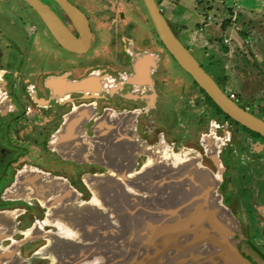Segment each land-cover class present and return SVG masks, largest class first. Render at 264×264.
I'll use <instances>...</instances> for the list:
<instances>
[{
	"label": "flooded vegetation",
	"instance_id": "obj_1",
	"mask_svg": "<svg viewBox=\"0 0 264 264\" xmlns=\"http://www.w3.org/2000/svg\"><path fill=\"white\" fill-rule=\"evenodd\" d=\"M67 1L87 19L91 36L84 53L64 49L45 28L59 48L52 49L46 43L50 49L43 45L41 49L39 44L43 42V34L40 31L35 42H30V48L22 46L23 50H17L19 57L16 60L12 52V47L17 44L16 37L8 35L0 25V212L14 213L13 217L10 216L11 225H14L10 240L1 241H4V247H10V251L28 259L42 247H54L55 243L43 238L50 233H68L78 246V242L83 240L78 228H84L86 240L101 248L102 231L106 226L109 225L111 231L128 232L126 224L129 220L120 212V215L115 210L110 212L103 222L102 201H98L96 211L91 212L95 214V221L90 218V223L86 224L85 216L80 219L81 222L61 220L60 217L66 216L55 211L52 202L41 203L36 198L5 195V191L13 185L17 173L28 166L37 172L67 180L78 194L75 206L91 205L95 197L89 183L83 180V175L100 173L103 168L92 164L58 162L60 160L56 158L48 140L60 132L69 138H98L110 133L113 137H125L134 132L148 144L163 139L176 150L178 142H185L183 145L199 152L204 164L220 175L217 192L238 223L233 240L245 261L243 264H264V137L226 115L188 73L190 79L174 68L170 62V58H174L166 51L156 33L151 34L135 0H122L123 3H119L117 8L112 6V2L118 0ZM155 2L157 4L158 0ZM43 3L78 37L70 17L55 0ZM24 17L35 21L34 17L26 14ZM169 24L174 33L172 24ZM175 36L181 41L179 36ZM245 59L244 56H237L234 62L237 69L233 68L234 72L230 68H220L219 63L214 64L212 59L211 63L196 60L229 97L232 92L230 89L227 93L224 91L221 80L236 72L243 82L254 85L248 86V89L242 88L240 91L244 95L249 91L264 89V82L254 78L255 73L250 79L249 74L242 70ZM175 64L178 65L176 61ZM56 79H61L65 84L59 96L51 87ZM91 79L97 80L93 90L83 85ZM100 81L104 82L102 87ZM194 91L200 95L198 102H194ZM184 92L186 97L183 99ZM232 94L233 99L229 97L232 101L259 117L257 112L247 109L245 98ZM200 103L214 117L209 124L199 116L194 117V106ZM257 110L264 114L262 109ZM125 117H133L131 128L125 125L129 121L124 122ZM215 119L229 121L238 127L245 144L230 143L229 138L227 146L223 144L219 147L221 142L215 136L218 127ZM261 119L264 120L263 117ZM68 123H71V129ZM21 139L29 141L18 144L17 141ZM246 144L249 147H245ZM138 160L140 165L142 158ZM93 229L94 232H87ZM29 231L33 233L32 240L29 243L20 242L22 233ZM93 235L96 239L92 238ZM67 261L68 264L107 263L98 259ZM130 261L134 262L116 259L111 264H130ZM58 262L51 257H34L25 264Z\"/></svg>",
	"mask_w": 264,
	"mask_h": 264
},
{
	"label": "water",
	"instance_id": "obj_2",
	"mask_svg": "<svg viewBox=\"0 0 264 264\" xmlns=\"http://www.w3.org/2000/svg\"><path fill=\"white\" fill-rule=\"evenodd\" d=\"M21 1L38 15L45 28L61 47L76 53H84L88 49L91 35L87 19L67 0L55 1L70 17L78 37L74 36L42 1ZM140 1L158 39L177 64L193 78L226 115L264 137V120L238 106L219 89L195 57L174 35L155 0ZM123 120L124 122L129 120L125 125L131 128L133 117L130 119L125 117ZM68 124V128L71 129V123ZM133 133L125 137H113L110 133L98 138H69L60 132L51 138L50 147H54L59 152L78 150V153H81L83 150L87 158L78 155V163L103 168L100 173L83 175V180L89 183L95 197L91 205L75 206L78 194L64 178L29 168L28 176H23V168L16 175L13 185L5 191V195H19L24 199L36 198L41 203L52 202L56 208L55 211H60L66 216L60 217L64 221L74 219L81 222L80 219H83V216L78 214L87 209L91 212L96 211L95 204L102 201L103 222L108 219V214L115 210L118 215L122 213L128 218L129 223L126 224V228H129L128 232L111 231L109 225L106 226L103 223L106 227L102 231L103 245L101 248L100 246L96 248L91 240H86L84 228H78L83 238L78 242V246L72 242L68 233L60 235L50 233L43 238L48 239L49 243H55L54 247L51 245H48L50 249L48 246L42 247L28 259L21 258L18 253L10 251V247L0 245V264H25L34 257H51L58 260V264H68V259L106 260V264H111V261L116 259L133 260L134 262L130 261V264L245 263L233 240L238 230V223L230 210L222 203L217 192L216 176L200 165L199 154L194 158L190 155L193 149L181 150L178 154L173 150H165L163 139H159L157 145L150 146L141 143L139 141L141 138ZM99 141H101L98 147L100 154L94 160L93 150ZM64 143L70 144L64 149L58 147ZM114 145L120 146L119 167L107 166L109 156L103 150L106 146L114 147ZM145 146L153 151L142 152L140 149ZM64 155L68 156L69 152ZM125 155L128 157L124 158ZM140 156H144L145 161L140 169L136 170ZM50 177L63 182V186L56 192L50 191L46 185H37L38 181ZM108 178L113 180L110 183L111 193L109 190L106 196L97 195L92 187L93 184L98 186L108 184L106 183ZM21 189L24 192H20ZM64 211H69V213ZM12 214L14 213L0 212L1 216ZM91 216L95 221V214ZM3 224V222L0 223L2 229L0 242L7 238L10 239L14 226L12 224L8 227ZM87 232L92 233L94 229ZM32 236L31 231L27 234L24 232L20 242L32 240ZM92 238L96 239L94 235ZM53 251L54 254H51Z\"/></svg>",
	"mask_w": 264,
	"mask_h": 264
},
{
	"label": "rangeland",
	"instance_id": "obj_3",
	"mask_svg": "<svg viewBox=\"0 0 264 264\" xmlns=\"http://www.w3.org/2000/svg\"><path fill=\"white\" fill-rule=\"evenodd\" d=\"M137 5H138V10L143 14V17L145 19V21H147V25L150 27V31L151 34H155L153 26L151 24V21L149 20V17L147 15V12L143 6V4L141 2H139V0H135ZM221 2H223V7L226 6L228 8H231V10H239V8L241 7V0H220ZM43 2H46V0H43ZM82 2L86 3L85 0H82ZM131 2V1H130ZM119 3H123L122 0H118L117 2L113 3L112 2V6L117 8V6L119 5ZM252 3V8L256 11L259 10L261 7V2L260 0H251ZM203 4L200 0H178V8L176 9L174 15L175 16H181V15H186V19L188 21H183L182 24L186 25L185 27H182L181 25L175 23L174 21H172V18H170V15L167 13V11L162 8L159 0L157 2V5L161 11V13L163 14L164 18L167 20V22L172 24V28L173 31L175 33V35L179 36V38L181 39V42L186 46L189 47L190 49H194L195 48V44H194V39H192L191 37H188L186 35L187 32L191 31L192 33H194V30H196V26H194V20L196 19V17L194 18V13H196V11L202 9ZM209 6H214L212 4V2L208 3ZM237 5V7H236ZM262 8V7H261ZM0 9H1V14L2 16H0V25L3 27V30L8 34V35H12L14 37H16V45L12 47V52L13 54H15L16 60H18L19 57V52L17 50H23L24 46H26V48H30V42L34 43L35 40L37 39L38 35L40 34V31H42L43 36L41 37V44H39V46L42 49V45L44 46V48L46 49H50V47H52V49L57 50L59 47L54 43V41L49 37V34L47 33V31L45 30V27L43 26V23L40 21L38 15L23 1L21 0H3L0 1ZM243 11V10H242ZM28 15L31 16L32 18L34 17L35 21L26 19L24 16ZM188 17V18H187ZM171 19V20H170ZM218 19V15L216 16V20ZM198 22L200 21V18L197 20ZM168 23V24H169ZM207 24H205L204 26V33L200 36H204V37H210V41L213 42L214 39L215 41H217L218 43H221L223 40V33L222 30L219 29H214V26L212 22H206ZM170 25V24H169ZM206 27V28H205ZM227 31V30H226ZM39 33V34H38ZM186 36H185V35ZM183 37V38H182ZM27 42L25 43V45L23 44L24 41ZM39 40V39H38ZM40 41V40H39ZM186 41V43H185ZM202 42V41H200ZM45 43V45L43 44ZM46 43L48 44L47 47ZM197 43V42H195ZM23 46V48H22ZM207 47V46H205ZM204 47V48H205ZM205 53V51H204ZM242 53V52H241ZM192 54L194 55V57L200 62V59L202 58V53H200V55L196 52H194V50L192 51ZM204 55V54H203ZM245 55L247 56L248 60L245 59V64H251V65H255L256 69L258 72H264V59L261 56H254V55H249L248 51L247 53H245ZM236 56H239V53L236 54ZM211 55H209V59H210ZM245 57V56H244ZM45 58V57H44ZM211 59L214 61V64L219 63V67L222 68L221 66V62L213 57H211ZM170 62L172 63V65L174 66V68L181 73L182 76H185L187 79H190V76L184 72L178 65L175 64V61L173 59L170 58ZM233 66V65H232ZM234 68L237 69L236 64L234 66ZM236 71V70H235ZM247 75V74H245ZM217 78L219 79V76H217ZM2 77L0 76V83H1ZM185 80H182V82H184ZM222 85L225 86L224 87V91L227 93L228 89H230V92L234 93L235 96L239 95L241 98H245L246 102V107L249 110H252L253 112H257L259 117H263L264 118V114L261 113V111L259 110H263L264 112V89L262 91L260 90H253L249 91L246 93V95H244L242 91V88H246L247 89L249 87L254 86L253 84L250 85V83H246L243 82L241 80L240 75L236 72L232 75H228L226 76L225 80H221ZM262 82V81H261ZM101 83V87L104 85L103 81H100ZM238 83V84H237ZM187 84H189V82H187ZM236 84V85H235ZM249 86V87H248ZM227 87V88H226ZM185 91V90H184ZM186 97L185 92L183 93V99ZM199 97L200 95H198V93H196L194 91V102H198L199 101ZM3 99H4V92H3ZM243 107V106H242ZM255 114V113H254ZM257 115V114H255ZM199 116L203 121H205L206 124H209V122L214 118L209 111L204 107L203 104H199L194 106V117ZM218 127H217V132H216V137L218 139H220L221 145H219V147L223 146H227V144L229 143V138H231V142L230 143H234L237 142L238 145L239 144H245V141L243 140V136L239 130L238 127H236L235 125H233L232 123H230L229 121L223 120V119H215ZM17 139H14V141H16ZM27 141H29V139H21L19 142L17 141L18 144H25ZM52 141V139L50 138L48 140V144H50ZM141 143H146V141L144 139L139 140ZM183 142V141H182ZM185 142H183L184 144ZM148 144V143H146ZM182 143L178 142L177 145L178 147L176 148V150L174 149V146L172 144H169V142L164 141V148L163 149H167V150H173L174 153H180L181 150H188L191 149L189 147H187L186 145H183ZM235 144V143H234ZM29 145V144H28ZM148 145L150 146H155L157 145V142L154 143H149ZM245 147H249L248 144H246ZM52 148V147H51ZM52 151H54L56 158H58V162H69L72 164H76V165H80V164H87V163H78V155L81 157H86L84 155V151L82 150L81 153H78V151H68V150H64V154H66L67 152H69L68 156H65L63 154V152H59L58 150H56L54 147L52 148ZM220 151V150H218ZM197 150H192L190 151V155H194V158L198 156L199 152L197 153ZM200 156V155H199ZM257 158L261 157V156H257L254 155ZM142 158L141 164L138 165L139 160H137V167L136 170H139L141 165L144 163L145 161V157L144 156H140ZM139 157V158H140ZM87 158V157H86ZM77 160V161H75ZM80 160V159H79ZM200 165L209 169L215 176L217 181L220 180V175L217 172H213L206 164H204V162L202 161L201 157H200ZM107 171V170H106ZM19 173H17L18 175ZM87 174V173H86ZM27 233V232H26ZM24 236V233H22V237ZM42 239V238H41ZM6 240H10L9 238H7ZM26 242H30L26 241ZM0 245L2 247H4V241L0 242Z\"/></svg>",
	"mask_w": 264,
	"mask_h": 264
},
{
	"label": "crops",
	"instance_id": "obj_4",
	"mask_svg": "<svg viewBox=\"0 0 264 264\" xmlns=\"http://www.w3.org/2000/svg\"><path fill=\"white\" fill-rule=\"evenodd\" d=\"M200 1L204 3L203 7L194 13V18L196 17L194 20V26H196L197 29L194 30V33L191 31L186 33L188 37L194 39L195 48L190 49L188 47L191 52L194 50V52L199 55L202 53L201 60H204L207 63H211L210 59L213 57L221 62L222 68H230L231 72H234L232 70L235 66L234 62L237 58V53H239L240 56H245L247 58L245 53L248 51L249 55H258L264 59V0H260L262 8L260 7V9L256 11L252 8L253 5L251 0H241V7L239 10H231V8L226 6L223 7V2L220 0ZM159 2L162 8H164L170 15L172 21L182 27L186 26L182 24L183 21H188L186 15H174L178 8V0H159ZM209 2H212L214 6H209ZM217 15L218 19L216 20ZM199 18L200 21L198 22L197 20ZM206 22H212L214 26L211 27H214L216 30L219 28L222 30L224 35L221 43H218L215 39L211 42L210 37L199 35L204 33V26L207 24ZM225 39H227L228 42H225ZM209 55H211L210 59ZM243 64L245 68L242 70L249 74L248 78L251 79L256 75L254 78L264 82V72H258L255 65L245 64V62H243ZM214 67L217 74H219L220 72L217 67L215 65ZM253 73H255V75Z\"/></svg>",
	"mask_w": 264,
	"mask_h": 264
},
{
	"label": "bare ground",
	"instance_id": "obj_5",
	"mask_svg": "<svg viewBox=\"0 0 264 264\" xmlns=\"http://www.w3.org/2000/svg\"><path fill=\"white\" fill-rule=\"evenodd\" d=\"M51 84H52L51 85L52 89L57 94V96H59L60 92L65 87L64 82L61 79H56V80H53V82ZM83 85H86L87 87H89V88H91L93 90V88H95L97 86V80L91 79L88 82H86V84H83ZM69 114H71V113H69ZM73 114H74V112H73ZM126 123H128V122H125V124ZM100 142L101 141H99L98 143H96V147L93 150V159L94 160L97 159L98 156H99V154H100V152H99L100 148H98L99 145H100ZM69 144L70 143H64V144L59 145L58 147L61 148V149H64V148H66V146H69ZM118 144H120V143H118ZM103 150H105L106 155L109 156V161H108L109 163L107 164V166H109V167H112V166L119 167V165H120V162H119V159H120V153H119L120 146L119 145L118 146L117 145H114V147L113 146H110V147L109 146H106ZM140 150L142 152L143 151H145V152H152L153 151L150 148H148L147 146H145L143 149H140ZM126 157H128V155H125L124 156V158H126ZM121 159H122V156H121ZM129 159H131V157H129ZM22 172H23L22 174H24L23 176H25V175L28 176L30 174V171L28 170V166H26ZM106 181H107L106 183H108V184H105V185H107V186H105V185L98 186L95 183L93 184L92 187L94 189V192L97 195H101V194L102 195H105V196L108 195L109 190H110V183L113 182V180H112V178H108V179H106ZM42 184L43 185H46L50 189V191H52V192H56L57 190H59L63 186V182L60 181V180H58L57 178H54V177L44 178V180H40V181L37 182V185H42ZM111 191H112V189L110 190V193H111ZM20 192H24V191L21 189ZM91 214H93V213H91V211L89 209L83 210V213L81 215L82 216H85V218H86V224H89L90 223V218L92 219ZM10 216H12V215H9V216H1L0 215V222H3L5 226H8V227H9V225L11 226ZM9 220H10V222H9ZM68 223H69V221H68Z\"/></svg>",
	"mask_w": 264,
	"mask_h": 264
},
{
	"label": "built area",
	"instance_id": "obj_6",
	"mask_svg": "<svg viewBox=\"0 0 264 264\" xmlns=\"http://www.w3.org/2000/svg\"><path fill=\"white\" fill-rule=\"evenodd\" d=\"M225 42H228V40H227V39H225ZM229 97L233 99V94H232V93H230V94H229Z\"/></svg>",
	"mask_w": 264,
	"mask_h": 264
}]
</instances>
